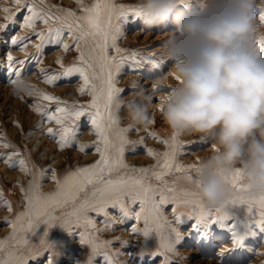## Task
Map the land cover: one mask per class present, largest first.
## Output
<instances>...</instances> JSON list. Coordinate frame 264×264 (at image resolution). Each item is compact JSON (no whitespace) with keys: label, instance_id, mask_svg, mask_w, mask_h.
Segmentation results:
<instances>
[{"label":"snow or ice","instance_id":"snow-or-ice-1","mask_svg":"<svg viewBox=\"0 0 264 264\" xmlns=\"http://www.w3.org/2000/svg\"><path fill=\"white\" fill-rule=\"evenodd\" d=\"M76 3L81 11L80 15L55 6H49L48 10H45L37 6V0H12L14 7L5 6L0 9L5 13L4 20L9 23H16L17 15L25 11L20 26L32 30L40 41L35 45L36 53L29 59L41 62L45 45L60 46L65 53L74 48L78 53L71 66L66 67L60 58L56 60L62 69L61 73H49L45 69L40 71L43 81L49 85H55L62 76L70 77L78 74L82 81L78 92L81 95H89L90 101L85 105L77 106L72 111L65 107H57L55 112H50L46 106L40 104H35L32 108L41 115L42 120L55 122L59 126L58 131L49 127L47 133L53 137L58 136L57 143L60 149L71 146L77 132L75 122L87 116L96 141L87 145H78L79 151L86 152L87 149H93L98 154L95 162L75 170H67L62 178L53 172L52 179L56 181V189L48 194L36 190L39 183L37 173L33 170L35 166L30 169L24 159L18 161L20 170L26 174L30 173L32 179L28 182L27 189L23 186L21 188L27 201L26 210L18 213L14 220L8 221L12 233L9 237L0 240V264H28L30 258H35L38 254L36 246L30 245L27 236L23 234L32 232L41 222L48 229L60 225L65 230L84 227L101 232L112 228L117 221L123 223L128 219L143 221V228L133 227L131 231L144 237L155 234L159 244L153 255L162 257L160 264H173L171 257L177 253L170 239L173 235L176 240L180 239L182 234L178 225L182 216H194L196 219L194 228L200 225L207 228L213 223L224 227L230 216L225 211V207L213 213L203 206L194 191V186L198 182L193 173L196 174L199 169L195 165L184 166L177 158L183 152L185 145L196 143L195 141H180L179 135L175 133H172L170 138L161 139L156 132L149 131V136L160 140L169 150L157 153L154 149H146L149 156L157 158V164L154 166L130 167L125 162L126 147L133 143L128 139L127 134L133 130V126L120 127V117L112 110L113 98L124 91L118 87L117 77L125 61L139 65L141 61L154 62V58H137L134 51L125 56L122 54L128 50L118 46L117 40L123 35L121 22H127L129 17L136 18L140 15L136 6L116 5L113 0H94L90 5L85 4L84 0H76ZM181 3H186V0H181ZM39 4L44 5L45 0H39ZM259 19L264 23V13L260 14ZM38 21L45 25V30L36 31ZM7 27L8 23H0V31H4ZM19 39H27V37H14L11 43L16 45ZM110 50H114L116 55H110ZM6 59L9 68H13L14 64L20 65L12 75L21 77L26 62L15 61L10 53ZM154 66L158 65L154 63ZM9 83H14V80L9 78ZM37 94L43 101L65 103L51 94L37 92L35 89L30 95ZM136 143L142 144L143 139ZM0 147L8 148L13 145L0 143ZM18 155V152H12L3 158L9 163L12 156ZM161 156L162 160L158 158ZM172 172L182 173L183 176L177 179H183L193 187H177L176 181L170 183L166 177ZM44 174L41 171L39 177H43ZM152 178L159 183H152ZM231 185L238 195L230 204L245 205L254 223L264 231V194L255 197L246 195V186L242 183L238 171L231 177ZM165 205L173 206L171 212L174 220H169L165 215ZM69 206L71 210L66 211ZM133 206H138V210ZM109 208L117 209L119 216L110 217ZM181 208L188 211H180ZM57 209L60 210L59 214ZM8 210H12L10 205ZM90 213L105 217L104 229L96 228V222L89 215ZM47 234L45 231L41 238L40 249L50 251L48 264H52V258L56 253L51 251L52 245L46 240ZM80 236V242L90 246L92 256L103 255L105 264H116L113 256L118 257L122 254L102 252L101 249L110 246L113 241L99 240L93 232L81 231ZM233 236L234 247L241 246L244 237L235 232ZM124 243L126 241L122 242Z\"/></svg>","mask_w":264,"mask_h":264},{"label":"rangeland","instance_id":"rangeland-1","mask_svg":"<svg viewBox=\"0 0 264 264\" xmlns=\"http://www.w3.org/2000/svg\"><path fill=\"white\" fill-rule=\"evenodd\" d=\"M93 2L94 0H84V3L88 5ZM113 3L116 5L136 6V0H113ZM5 6L14 7L12 0H0V9ZM37 6L43 7L45 10H48L49 6H55L56 8L74 11L77 15L81 14L76 0H45L44 5H40L39 0H37ZM53 12H55V8H53ZM24 14H26L25 11H21L16 17L17 22L9 23L4 20L5 13L0 11V23H8V27L4 31H0V143H10L13 145V147L8 148L0 147V240L9 237L12 233V227L8 221L14 220L18 213L26 210L27 206L25 193L21 188L22 186L25 189L28 188V182L32 179V175L20 170L18 165L20 159H24L30 169H33V166H35L33 170L37 173L39 183V187L36 190L43 194L51 193L56 189V181L52 179L53 172L62 178L67 170H75L80 166H87L98 159V154L93 149H87L86 152L79 151L78 145H87L96 141L94 130L87 116L81 117L79 121L75 122L77 132L71 146L60 149L57 143L58 136L53 137L47 133L49 127L58 131L59 126L55 122H48L46 119L42 120L41 115L33 111L32 106L35 104L46 106V109L50 112H55L57 107H65L69 111H72L79 105L87 104L91 97L87 94L81 95L78 92L82 84L78 74H73L70 77L62 76L55 85H49L43 81L41 69L48 70L49 73H61L62 69L56 63V60L60 58L66 67L71 66L78 53L73 48L67 53L61 50L59 54L57 53L58 55L56 53L52 55L53 51H60L59 48L61 47L57 45H45L41 62L38 63L29 59L36 53L35 45L40 43V41L32 30L20 26ZM55 14L62 15L63 13ZM256 22L259 32L264 33V23H261L259 16ZM121 23L123 35L118 38L117 43L120 48L128 50L122 55H130L134 51L137 58H154V62L141 61L139 65H134L132 61H125L117 77L118 87L124 89L120 95L124 99L132 98L133 84L153 97L149 109L152 123L146 127H133V130L127 134L128 139L133 143H130L126 147L125 162L130 167L154 166L157 164V158L149 156L146 149H154L157 153H163L169 149L160 140L149 136V131L156 132L161 139L170 138V135L173 133L160 114L159 102L163 93H153L152 83L162 72L167 77V84L170 85L174 81V70L171 67L172 62H165L159 58L161 47L158 49L162 41L167 39L174 25L169 24L168 28L161 32V30H143L138 17H129L127 22ZM42 30H45V25L38 21L36 31ZM14 37H27V39H19L18 43L13 45L11 40ZM9 53L15 61L23 60L26 62L23 66L21 77L29 80L33 79L32 81L37 85L35 88L37 92L51 94L57 97L59 101L65 103L57 104L56 102L43 101L39 99L38 94L23 98L11 96L8 87L10 84L9 78L12 80L16 78L12 73L20 65L14 64L13 68L7 66L8 61L6 57ZM48 54H51L49 55L51 57H47ZM110 55L115 56V51L110 50ZM154 63L158 66H154ZM13 100L19 101L20 105L14 108V116L9 119L10 113L8 112H12ZM25 111L26 114L30 112L33 119L35 117V120H32L30 123L25 122L23 119ZM115 115L120 117V127H129L123 110L118 115ZM141 139H143L142 144L136 143ZM179 140L183 142H196L185 145L183 152L178 155L179 162L184 166H198L212 151L211 143L200 138L198 135H179ZM133 149L135 150L133 151ZM77 151L82 157H75L74 153ZM12 152H18L19 155L12 156L11 161L6 163L3 157ZM57 156L60 157L59 161L56 160ZM142 156L146 157L143 161L141 160ZM151 158H153L152 162H150ZM158 158L160 160L163 159L162 156ZM6 169L14 172L15 175L9 178ZM156 170L158 171L159 169L157 168ZM41 171L45 173L43 177H39ZM182 176V173L172 172L166 179L170 183L176 181L177 187L192 188L193 186L185 180L177 179ZM193 176H195V173H193ZM152 183L157 184L159 182L152 178ZM9 205L11 206V211L8 210ZM133 207L138 210V206ZM164 207L165 215L168 219L174 220L172 212H169L173 206L165 205ZM237 207L238 205L230 204L225 207V211L228 210L233 213V211L237 210ZM70 210L69 206L66 211ZM56 211L59 214L60 210L57 209ZM180 211L186 212L188 210L181 208ZM108 212L110 217L115 218L119 216L117 209L109 208ZM211 212L214 213L215 211ZM231 212H227L230 219L224 227H221L218 223H213L207 228L203 225L194 228L192 226L196 223L195 217L182 216L181 222L178 225V229L182 234L180 239L176 240L174 235L170 239L177 253L171 257L173 264H248L256 255L254 254L255 250H259L257 256L260 259L255 264H264V248H259L264 238V231H261L257 227L255 228L257 234L254 235V228H252L254 225L247 226V229L243 227L242 230L237 231L240 236L244 237L241 246L233 248L229 246L225 251L224 249H220L221 245L218 242L223 245L231 239V232L233 231L231 223L234 221ZM89 215L95 220L97 229L105 228L104 216H98L95 213H90ZM249 219L252 220L253 218L250 215L243 217L244 222ZM133 227L143 228V221L137 222L134 219L125 220L123 223L117 221L112 228L101 232H95L93 229H85L84 227L79 229L73 227L71 230H65L60 225H55L51 229H48L41 222L32 232L23 234L27 236L30 245L36 246V250L38 251L35 258L28 260V264H48L50 251L40 249V241L45 231L48 233L46 240L52 245L51 251L56 253L52 258V264H89L90 260L91 264H105L103 255L92 256L90 246L80 242V232L85 230L93 232L99 240L113 241L110 246L101 249V251L108 254L122 253L118 257L113 256L116 264H123V262L125 264H160L162 257L153 255L159 244L156 235L151 234L148 237H144L140 234H134L131 231ZM125 241L126 243L122 244ZM247 246L252 248H247Z\"/></svg>","mask_w":264,"mask_h":264},{"label":"clouds","instance_id":"clouds-1","mask_svg":"<svg viewBox=\"0 0 264 264\" xmlns=\"http://www.w3.org/2000/svg\"><path fill=\"white\" fill-rule=\"evenodd\" d=\"M136 9L145 31L174 25L159 53L172 62L174 81L162 72L152 90L163 93L160 114L173 133L211 143L195 174L198 199L209 212L230 205L236 171L246 195L264 194V33L256 22L264 0H136ZM8 87L20 98L37 85L16 77ZM132 87V98L114 97L112 110H123L129 126L146 127L153 97Z\"/></svg>","mask_w":264,"mask_h":264},{"label":"bare ground","instance_id":"bare-ground-1","mask_svg":"<svg viewBox=\"0 0 264 264\" xmlns=\"http://www.w3.org/2000/svg\"><path fill=\"white\" fill-rule=\"evenodd\" d=\"M161 46H158V49L160 48ZM59 50L60 51H53V53H51L52 55H54L55 53H56V55H58L60 52H61V50H62V48H59ZM63 51V50H62ZM27 52H29V51H27ZM58 53V54H57ZM22 54V53H21ZM51 54H48V56L47 57H51V56H49V55H51ZM19 55V54H18ZM23 61V60H22ZM33 80V79H32ZM74 86V85H73ZM68 88V87H67ZM77 88V87H76ZM7 95V94H6ZM5 100V99H4ZM4 104V103H3ZM23 104V103H22ZM18 105H20V103H19V101H17V100H13V102H12V106H13V109H11L12 110V112L10 111V112H8V113H10L9 114V119H11L12 118V116H14V108L16 107V106H18ZM17 114V113H16ZM23 119H24V121L25 122H28V123H30V122H32V120H35V117H34V119H33V117L31 116V114H30V112L29 113H27L26 114V111H25V113L23 114ZM22 119V120H23ZM37 119V118H36ZM153 144V143H152ZM160 145V144H159ZM208 149V148H207ZM200 152H202V151H200ZM195 153V152H194ZM74 155H75V157L76 158H80V157H82V156H80L81 154L77 151V152H75L74 153ZM196 155V154H195ZM86 156V155H85ZM84 156V157H85ZM194 157H197V156H194ZM146 157H143L142 156V161L145 159ZM56 160L57 161H59L60 160V157L59 156H57V158H56ZM152 160H153V158H151L150 159V162H152ZM2 166V165H1ZM3 169V168H2ZM5 171V170H4ZM6 173H7V175L9 176V178H11L13 175H15L14 174V172H10V170H8V169H6ZM238 205V207H237V210H235V211H233V213L231 212V211H228V210H226L227 212H231V215H232V217H234V221H233V223H231V228L233 229V231L231 232V239L229 240V242L228 243H226V244H223L222 245V243H220V242H218L221 246H220V249H224V251H225V249L227 248V247H229V246H231V248H233L234 247V245H233V238H234V236H233V233L235 232V233H237V231H240V230H242V228L244 227V229H247V226H249V225H254L252 228H254V230H253V234L254 235H256L257 234V232H256V230H255V228H257L258 226H256V224L254 223V220L252 219H249V220H247V221H245L244 222V220H243V217H248L250 214L248 213V210H247V207L245 206V205H239V204H237ZM169 212H171V210L169 211ZM228 214V213H227ZM234 226V227H233ZM193 227V226H192ZM264 238L262 239V244L259 246V248H264ZM247 248H252V247H250V246H247ZM258 248V249H259ZM227 250V249H226ZM258 251L259 250H255V252H254V254H256L255 256H254V258H252L250 261H249V263L248 264H255L256 263V261L259 259V257L257 256L258 255ZM231 254V253H230ZM260 260V259H259ZM209 263V262H208ZM39 264V263H38Z\"/></svg>","mask_w":264,"mask_h":264}]
</instances>
